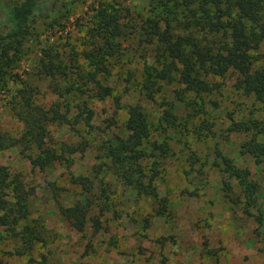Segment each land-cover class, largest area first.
Wrapping results in <instances>:
<instances>
[{"label": "rangeland", "instance_id": "374dc122", "mask_svg": "<svg viewBox=\"0 0 264 264\" xmlns=\"http://www.w3.org/2000/svg\"><path fill=\"white\" fill-rule=\"evenodd\" d=\"M3 5L0 0V34H5L8 21ZM151 7L152 0H46L39 4L24 41L13 44L19 52H10L15 62L7 74L0 62V130L18 140L25 133L14 110L21 107L19 91L33 93L34 105L42 110L56 103L63 106L67 99L54 88L78 86L83 73L93 70L87 56L104 41L96 30L100 13L106 9L122 15L123 55L111 58L109 74L98 77L111 95L99 100L73 90L69 96L87 100L94 112L92 127H47L49 147L60 151L64 143L76 150L68 161L39 168L33 164L38 150L23 144L0 152V165L20 176L31 193L30 213L18 227L22 235L1 242L3 264H264V227L257 223L264 212V162L257 164L246 152L253 132L235 127L249 120L264 125V103L236 88L234 72L210 78L211 91L202 95L186 91L176 75L160 82L148 98L143 91L146 68L157 66L162 57L138 30L157 15L163 26L168 21L186 34L179 26L182 10L153 13ZM251 55L260 67L264 42ZM48 62L62 68L47 71L43 66ZM132 105L144 109L150 143L167 148L166 155L158 151V199L129 191L108 170L103 154L107 139L128 135ZM166 110L177 120H165ZM236 171L247 173L257 187L251 209H246L245 187ZM75 178H87L95 194L106 184L115 192L113 208L101 217L98 233L90 223L79 232L60 212L83 194ZM160 200L167 205L163 216L157 214ZM93 214H98L96 208ZM28 237L38 241L30 246Z\"/></svg>", "mask_w": 264, "mask_h": 264}, {"label": "trees", "instance_id": "16d2710c", "mask_svg": "<svg viewBox=\"0 0 264 264\" xmlns=\"http://www.w3.org/2000/svg\"><path fill=\"white\" fill-rule=\"evenodd\" d=\"M44 1L46 0H4L3 7L8 21L5 34H0V62L2 61V69L5 67L6 74L15 62L14 58H10V52H19L13 44L24 41L31 20L39 4ZM159 9L160 13L182 10L185 13L184 21L179 22V26L186 34L176 30L168 21L163 26L162 20L156 19L157 15L147 19L145 26L138 30L141 39H149L148 41L157 45L162 57L156 62L157 66L146 68L143 91L148 98H153L160 82L172 81L176 75L186 91L202 95L211 91L210 78L234 72L237 75L236 88L245 95H254L264 103V62L256 67L251 55V51L264 42V0H152L151 11L156 13ZM121 18V14L111 13L106 9L100 13L96 30L104 41L87 56L93 70L80 77L82 85L79 83L78 86L72 85L63 90L58 86L54 88L62 98L67 99L63 106L56 103L48 110H42L34 105L33 93L19 91L22 93L21 107H15L14 110L24 123L25 133L20 139L14 140L0 130V152L23 144L26 149L33 147L38 150L33 164L39 168H45L54 162L68 161V155L76 150L64 143L61 144L64 146L60 147V151L49 147L47 127L53 123L69 127H92L94 112L87 107V100H71L69 96H73V90L82 94L89 93V97L99 100L111 95V88L103 86L98 77L109 74L108 61L111 58L123 55L120 52V41L125 31ZM4 48L5 53L2 52ZM52 63L44 64L43 69L53 72L62 68L53 66ZM74 108L77 112L69 118ZM164 117L167 121L177 120V116L167 110ZM235 127L239 131L253 132L252 138L246 143V152L261 165L264 162L262 122L249 120L236 123ZM126 131V137L109 138L103 143L108 170L129 191L158 199L154 185L156 164L160 157L158 151L163 156L167 154V148H158L150 143L151 127L140 105L129 106ZM234 175L245 187L246 209H251L256 204L257 187L249 182L247 173L236 171ZM73 181L82 187L83 194L71 206L60 207L62 216L79 232H83L88 223L95 232H100L101 217L113 208L114 200L111 195L115 192L106 184L98 195L87 178H75ZM30 199L31 193L21 177L0 165V245L6 237L19 238L22 235L18 227L30 213ZM159 202L157 214L163 216L167 205L162 200ZM95 208L97 215L93 214ZM257 223L261 228L264 227V212L261 211L257 216ZM37 237H28V245L33 246L38 241ZM0 264H3L1 248Z\"/></svg>", "mask_w": 264, "mask_h": 264}]
</instances>
